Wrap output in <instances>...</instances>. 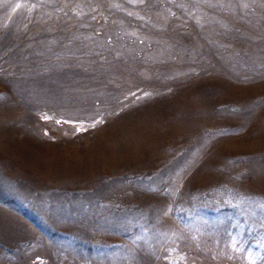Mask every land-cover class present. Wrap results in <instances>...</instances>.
Listing matches in <instances>:
<instances>
[{
    "label": "rangeland",
    "instance_id": "1",
    "mask_svg": "<svg viewBox=\"0 0 264 264\" xmlns=\"http://www.w3.org/2000/svg\"><path fill=\"white\" fill-rule=\"evenodd\" d=\"M261 205L264 0H0V264H264Z\"/></svg>",
    "mask_w": 264,
    "mask_h": 264
},
{
    "label": "snow or ice",
    "instance_id": "2",
    "mask_svg": "<svg viewBox=\"0 0 264 264\" xmlns=\"http://www.w3.org/2000/svg\"><path fill=\"white\" fill-rule=\"evenodd\" d=\"M137 2H139V3H144V0H137ZM244 7H247V4H244L243 5ZM17 7H19V5H17ZM98 122V121H97ZM94 126V125H93ZM234 207H238L239 205H233ZM261 208H264V205H261L260 206ZM241 215H246V213L245 212H241ZM245 222H247V221H245ZM260 227H262V228H264V223H262L261 225H260ZM252 229L250 228L249 229V231H251ZM242 234V233H241ZM231 238V247L234 249V250H236V251H240L241 249L240 248H238L237 247V244L239 243V241L237 240V238L235 237V236H232V237H230ZM256 243H261V241L260 240H257L256 241ZM249 256L250 257H252V259H251V261H250V264H256V258L255 257H253L252 256V253L251 252H249ZM181 259H183V257H181ZM262 259H264V258H262Z\"/></svg>",
    "mask_w": 264,
    "mask_h": 264
}]
</instances>
